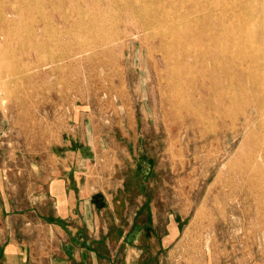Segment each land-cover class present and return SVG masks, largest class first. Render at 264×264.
Returning a JSON list of instances; mask_svg holds the SVG:
<instances>
[{"label": "rangeland", "instance_id": "374dc122", "mask_svg": "<svg viewBox=\"0 0 264 264\" xmlns=\"http://www.w3.org/2000/svg\"><path fill=\"white\" fill-rule=\"evenodd\" d=\"M134 1L0 0V195L28 205V262L52 264L58 253L64 255L67 236L43 226L34 217L36 206L42 196L51 197L48 189L61 180L59 171L69 153L89 158L101 150L103 158L91 165L90 174L122 184L133 195L143 194L153 206L154 223L151 217L144 221L159 234L146 240L160 258L155 264H264L263 159L258 158L254 173L258 181L241 175L253 150V142L245 143V138L258 135V130L253 121L248 128L243 121H227L229 135L219 140L223 121L215 109L216 93L222 89L208 81L207 91L201 89V76L213 74L203 71L201 60L189 57L173 65L185 74L181 85L166 82L169 74L160 52H147L148 46L157 45L152 38L142 46L130 35L103 56V38L125 30L115 26V20L131 13ZM247 1L250 16L246 12L239 18L246 22L244 44L231 43H240L241 52L251 57L243 65L234 63V69L251 71L259 87L233 93L264 100V0ZM172 5L166 8L172 14L182 8ZM11 9L17 13H7ZM3 14L12 21L8 28L1 21ZM58 14L68 16L70 25L59 24ZM39 21L48 29L36 38L29 30ZM73 23L84 30L70 43ZM69 43L88 50L74 65L69 59L51 62ZM31 44L42 47L29 50ZM38 60L50 64L40 73L27 69ZM178 94L180 100L189 99L191 107L178 105ZM244 187H252L255 194L246 199L241 195ZM245 208L252 216L243 214Z\"/></svg>", "mask_w": 264, "mask_h": 264}, {"label": "bare ground", "instance_id": "6f19581e", "mask_svg": "<svg viewBox=\"0 0 264 264\" xmlns=\"http://www.w3.org/2000/svg\"><path fill=\"white\" fill-rule=\"evenodd\" d=\"M134 2V8L131 13H122L119 18L115 20L114 25H123L125 30L119 32L116 37L103 38V56L112 54L109 47L120 40L128 38L130 35L139 38L142 46L148 44L149 39L152 38L156 41L157 45L156 47L148 46V48H146L147 52L150 56L153 51L160 52L162 54L161 61L167 67V73L170 75V77L168 75L167 79H165L166 82H168V84L181 83V85L182 83H186V81H183V75L185 74L180 69L174 68L173 65L181 61H186L189 57L196 58L197 61L201 60V65L205 73L209 70L213 71V74L208 76V79L202 78L201 76V89L207 91V81L210 82L212 86L219 87L220 90L222 89L220 93H216V99L219 105L215 109V114L223 121L218 129L219 140L229 135L230 128L227 121H233L234 123L243 121L244 128H248L253 121L258 130V135L251 134L245 138V143H248L251 139L253 142V150L249 152L246 159L248 164L247 169L241 172V175L247 176L250 181H258L254 173L260 165L258 158H262L264 162V106H262V103H264L262 101L264 100L261 96H257L256 94L251 96L246 94L244 97L240 98L233 93V90L246 91L248 87H259V83L253 80L251 71L245 72L240 69H234L236 63L237 65H243L251 57L241 52L243 47L240 46V43L243 41L241 39L244 28L246 29V22H242L241 19H239L245 17L246 12V14L248 15L249 13L250 16V2L243 0L244 5L242 7L238 6L237 0L231 2L229 0H179L178 2L174 0H135ZM175 3L176 6L181 5L182 8L179 9V12L173 14L169 13L166 8L172 4L174 8ZM7 13L14 14L17 13V11L11 9ZM131 17H139L140 20L132 21ZM1 21L7 28L11 26L12 21L8 19L6 14L1 16ZM57 22L63 27L70 25L69 17L63 14L57 15ZM70 27L73 29V31L69 33L71 43L77 37L76 32H82L84 27L74 23ZM47 29V23L39 21L32 27V30H29V34L38 38L39 34H44ZM129 30H132V33H129ZM235 40H239L240 43H231L236 42ZM142 41H144L145 44ZM70 43L66 52L61 54L58 59L53 58L51 62L58 64L59 62L69 59V65H74L75 62L78 61L76 58L85 54L88 50L86 45L80 48L78 47L77 49ZM236 44L240 47L239 50L234 48ZM41 47V45H27L29 50H38L41 49ZM236 49L238 50L237 53L235 51ZM46 56H48V54ZM44 57H42V59ZM45 61L47 60L45 59ZM45 61L38 60L37 63H32L27 69H36V73H40L43 71V68H46L50 64V62ZM86 61L87 58L80 59L82 63ZM189 77L193 78L191 76ZM162 78L164 80V75ZM1 81L2 80H0V82ZM1 83L3 84V82ZM262 89L264 88L262 87ZM201 94L202 93H199V95L196 94L200 102V98H203ZM179 98L180 94L176 96L175 101L178 105H181V107L185 109L191 107L189 99L180 100ZM162 101L163 103H168V99L165 97H163ZM236 104L240 105L239 109H234ZM203 106L207 107V103L204 101ZM253 113H255L254 116ZM233 129L237 134L238 131H236L235 128ZM225 149L226 148H224V150ZM254 194L255 190L252 187H244L241 193L246 199ZM242 212L245 215L252 216V212L248 208H245ZM207 255L210 258L212 256L211 253Z\"/></svg>", "mask_w": 264, "mask_h": 264}, {"label": "crops", "instance_id": "0c3cea01", "mask_svg": "<svg viewBox=\"0 0 264 264\" xmlns=\"http://www.w3.org/2000/svg\"><path fill=\"white\" fill-rule=\"evenodd\" d=\"M100 158L101 150L90 158L69 153V161L59 171L61 180L48 189L51 197L42 196L36 206L34 217L43 226L67 236L64 255L58 253L52 264H155L160 258L146 240L159 234L146 228L144 221L151 217L154 223L157 217L152 204L143 194L133 195L130 188L108 182L103 175L92 176L91 165ZM27 207L10 195H0V264L12 260L31 264L28 218L32 215Z\"/></svg>", "mask_w": 264, "mask_h": 264}]
</instances>
